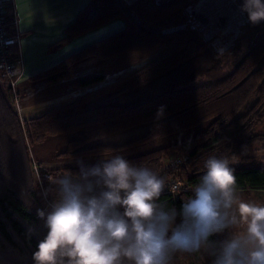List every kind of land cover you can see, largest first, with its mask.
<instances>
[{
	"label": "trees",
	"instance_id": "16d2710c",
	"mask_svg": "<svg viewBox=\"0 0 264 264\" xmlns=\"http://www.w3.org/2000/svg\"><path fill=\"white\" fill-rule=\"evenodd\" d=\"M189 1L91 0L51 50L115 19H122L125 28L33 75L31 81L72 79L77 65L87 59L105 62L128 53L145 54L158 46H165L166 54L38 117L21 120L13 89L0 80V264H35L33 254L47 235L45 221L37 215L38 209L47 212L50 206L31 170L34 144L77 134L58 156L77 159L120 152L211 121L207 130L192 139L126 158L151 168L165 178L167 186L177 178L186 184L188 190L169 193L165 188L160 197L166 207L179 212L193 194L209 156L234 160L264 139V24L256 27L254 42L241 51L238 61L230 63L229 55H219L198 31L183 22L169 23L183 18ZM12 17L13 12H8V18ZM20 60L16 46L14 61ZM103 78L90 76L74 86L84 88ZM171 155L187 159L166 169L163 163ZM231 168L242 191H264V166ZM79 171L80 166L52 170L53 177L46 182L51 203L54 179ZM210 240L217 245L222 242L215 234ZM176 257L182 264H212L203 252Z\"/></svg>",
	"mask_w": 264,
	"mask_h": 264
},
{
	"label": "clouds",
	"instance_id": "9594fccd",
	"mask_svg": "<svg viewBox=\"0 0 264 264\" xmlns=\"http://www.w3.org/2000/svg\"><path fill=\"white\" fill-rule=\"evenodd\" d=\"M241 12L264 21V0H244ZM79 164V173L52 182L49 210H37L48 231L35 264H172L177 254L197 252L212 264H264V202L244 198L227 157L204 161L179 212L160 202L166 180L144 164L121 155ZM225 230L219 245L210 240Z\"/></svg>",
	"mask_w": 264,
	"mask_h": 264
},
{
	"label": "crops",
	"instance_id": "0c3cea01",
	"mask_svg": "<svg viewBox=\"0 0 264 264\" xmlns=\"http://www.w3.org/2000/svg\"><path fill=\"white\" fill-rule=\"evenodd\" d=\"M90 1L14 0V8L18 18L17 28L20 34L19 50L21 56L16 68L15 91L19 96L20 103L17 105L20 109L18 113L23 116L22 120L40 116L37 115L41 114L39 110L47 105L54 106L67 98L77 99L86 93L115 82L122 77H116L111 81L109 79L121 75L129 68L133 69L138 66L139 61L125 67L118 66L111 69L104 64L105 62L87 59L77 65L76 74L72 79H63L53 83L30 80L33 75L50 68L69 55L125 28L126 24L122 19H115L74 39L58 50H51L50 47L64 37L65 29L77 19L79 12ZM125 1L130 3L135 0ZM10 11L11 9L8 10V12ZM99 75H103L104 78L98 83L84 88L74 86V82L77 80ZM55 169L61 168L53 167L50 170Z\"/></svg>",
	"mask_w": 264,
	"mask_h": 264
},
{
	"label": "rangeland",
	"instance_id": "374dc122",
	"mask_svg": "<svg viewBox=\"0 0 264 264\" xmlns=\"http://www.w3.org/2000/svg\"><path fill=\"white\" fill-rule=\"evenodd\" d=\"M169 23L175 25L177 23V19L175 18V19L171 20ZM253 38H254V36H253ZM252 39L244 40V42L242 44V48H241L242 52L245 51V47L247 45H249V42H251ZM253 40H255V39H253ZM241 51L236 57L234 55L230 54L229 55V62L235 64L239 59V55H241ZM165 54H166L165 46H158L157 48H155V49H153L150 52H147L145 54L128 53V54L122 55L120 57L113 58L112 60L105 61L104 64H106V66L110 67L111 69L118 67V66L125 67L129 64L131 65L132 63L139 61L138 62L139 64H137L138 66L136 68L135 67L133 69L129 68L126 71H124L123 73H121V75H116L115 77H111L109 79V81L113 80L116 77L121 78V77H124L125 75L131 74L134 71H136V70L142 68L143 66L147 65L151 61H153L159 57L164 56ZM13 79L15 80V75H14ZM2 82H5V81H2ZM4 84H6V83H4ZM17 97L19 100L18 95H17ZM73 100H75V98H67L65 101L59 102V103L55 104L54 106L47 105V106L43 107L42 110H39V111H41V114H37V115H42L54 107L69 103ZM15 104H16V109L19 112L20 109H18L16 99H15ZM36 104H39V103H36ZM29 107H30V105H29ZM36 113H39V112H36ZM19 116H20V114H19ZM22 117L23 116L21 115L20 116L21 120H22ZM210 123H211V121H206V122L192 128V129H188V130L182 131L180 133L170 135V136L165 137V138L156 139V140L150 141L144 145L128 148V149L122 150L120 152L110 153V154H106V155H92V156H87V157L77 158V159H61L58 157L59 154L62 153L66 149L68 142L71 139H75L78 137L77 134H69V135H60V136L50 137L44 143L34 144L30 147V157H31V162H32L31 170L33 172V176L36 180V183L39 187L41 196H43L42 190L40 189V185L38 184V181L35 177V173L33 170V161H35L37 164H39L42 167L43 171L52 174V170H50V169L53 167L63 169V168H67V167L80 166V164H79L80 161H82L84 165H92V164H98L101 161L109 158L112 155H121L125 159L129 158V157H136V156L144 155L146 153L152 152V151L160 149V148L168 147L170 145H173L175 143H179V142L184 141V140L192 139L196 135L207 130ZM259 131L260 130H258L257 133ZM262 133L264 135V131H262ZM245 157H249V159H245ZM186 159H187V157H185V156L181 157V156L171 155L170 157H168L164 161L163 166L166 169L177 167V165L179 166V164H180V163L178 164L177 161L180 160L181 162H184ZM229 160H230L229 167H234V168L264 166V139L262 141H260L258 144L249 148L247 152L241 154L240 156H234V160H231V159H229ZM52 176H53V174H52ZM47 180L44 183V193L45 194H47V184H48V183H46ZM174 182H179L177 184L179 189H177L176 192L177 191H183V190L187 189L186 184L181 179L177 178L176 180H174ZM174 182L170 183V185L166 186V188H167L166 190H168L170 188V186H174L173 185ZM173 189H175V187H173ZM242 193H243V196L245 199L254 200V201H258V202H264V191H256V190H250L249 189V190L242 191ZM215 235H217L219 238H221L222 241H224L225 239L228 238L229 233H228V230H225V232L217 233ZM172 264H182V263H181L180 259H178L176 256H174Z\"/></svg>",
	"mask_w": 264,
	"mask_h": 264
},
{
	"label": "flooded vegetation",
	"instance_id": "af4514ba",
	"mask_svg": "<svg viewBox=\"0 0 264 264\" xmlns=\"http://www.w3.org/2000/svg\"><path fill=\"white\" fill-rule=\"evenodd\" d=\"M243 2L244 0H190L183 18L177 22H183L185 27L198 31L218 54L222 51L223 55L232 54L236 57L244 40L252 39L253 36L255 39L256 27L264 24V21L257 24L249 21L247 13L241 12Z\"/></svg>",
	"mask_w": 264,
	"mask_h": 264
},
{
	"label": "built area",
	"instance_id": "2783aa9c",
	"mask_svg": "<svg viewBox=\"0 0 264 264\" xmlns=\"http://www.w3.org/2000/svg\"><path fill=\"white\" fill-rule=\"evenodd\" d=\"M13 12V17L8 18L9 8ZM18 18L16 15V10L14 8V0H0V80L5 81L7 86L11 87L15 92V99L17 104L19 100L17 93L15 91L16 81L13 79L16 73L17 64L14 61V48L17 46L19 48L20 34L18 32ZM12 28L15 32L12 33ZM178 164L182 163L180 160L177 161ZM33 170L35 177L40 185V189L43 193V199L50 206L51 202L44 193V183L47 179H52V174L43 171L42 167L33 161ZM179 182H174V186H170L168 190L169 193H175L179 189ZM175 187V189H173Z\"/></svg>",
	"mask_w": 264,
	"mask_h": 264
}]
</instances>
